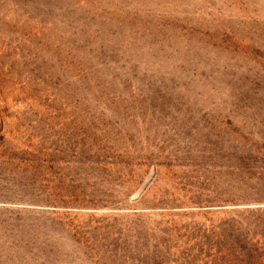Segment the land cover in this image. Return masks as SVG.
Instances as JSON below:
<instances>
[{
    "label": "rangeland",
    "instance_id": "rangeland-1",
    "mask_svg": "<svg viewBox=\"0 0 264 264\" xmlns=\"http://www.w3.org/2000/svg\"><path fill=\"white\" fill-rule=\"evenodd\" d=\"M0 264H264V0H0Z\"/></svg>",
    "mask_w": 264,
    "mask_h": 264
}]
</instances>
